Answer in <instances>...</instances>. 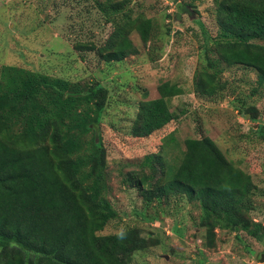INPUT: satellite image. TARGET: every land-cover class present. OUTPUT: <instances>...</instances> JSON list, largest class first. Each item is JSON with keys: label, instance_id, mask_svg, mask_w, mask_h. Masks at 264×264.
Listing matches in <instances>:
<instances>
[{"label": "trees", "instance_id": "trees-1", "mask_svg": "<svg viewBox=\"0 0 264 264\" xmlns=\"http://www.w3.org/2000/svg\"><path fill=\"white\" fill-rule=\"evenodd\" d=\"M171 1L181 6L180 0ZM214 4L218 35L211 53L216 56L206 58L213 72L202 69L196 92L213 99L222 87H215L222 64L255 71L264 89V45L254 42L264 41V0ZM96 5L112 13L104 19L112 31L101 46L89 41L76 49L117 63L138 53L133 31L143 44L153 39L152 20L133 17L126 0ZM181 7L190 12L193 4ZM157 93L139 103L129 129L133 138L150 137L178 119L171 101L183 89L166 81ZM108 98V88L96 81L71 82L0 66V264H118L121 255L159 245L135 226L103 234L119 218L107 198V150L99 142ZM254 112L247 111L252 121ZM124 183L138 191L145 209L183 198L197 205L207 247L217 229L256 240L264 236V225L250 217L257 187L209 137L188 138L182 148L170 136L161 151L145 155L139 169L127 173Z\"/></svg>", "mask_w": 264, "mask_h": 264}, {"label": "rangeland", "instance_id": "rangeland-1", "mask_svg": "<svg viewBox=\"0 0 264 264\" xmlns=\"http://www.w3.org/2000/svg\"><path fill=\"white\" fill-rule=\"evenodd\" d=\"M120 2L124 0H113ZM103 0H0V66H16L71 82H99L109 90L100 123L99 142L107 150V198L119 218L103 234L135 226L159 239L158 246L118 257V264H264V236L256 240L244 232L215 230L213 246L198 227L200 210L186 198L145 209L136 189L124 179L137 171L147 154L161 151L174 137L183 148L188 138H211L257 187L250 217L264 225V89L257 73L241 66L226 67L215 80L213 99L200 96L195 82L214 58L218 35L214 0L192 2L185 12L171 0H126L133 17L143 15L155 27L143 44L133 31L138 53L121 62L106 63L96 51L76 49L79 43L101 46L112 28L95 4ZM98 2V3H97ZM264 45V41H254ZM209 73L213 70L207 69ZM179 85L181 96L171 101L179 117L147 138L129 134L139 103L158 97L162 82ZM254 108L256 121L247 113ZM171 148L169 153H174ZM155 205V204H154Z\"/></svg>", "mask_w": 264, "mask_h": 264}, {"label": "water", "instance_id": "water-1", "mask_svg": "<svg viewBox=\"0 0 264 264\" xmlns=\"http://www.w3.org/2000/svg\"><path fill=\"white\" fill-rule=\"evenodd\" d=\"M260 262H261V263H264V254H261V255H260Z\"/></svg>", "mask_w": 264, "mask_h": 264}]
</instances>
